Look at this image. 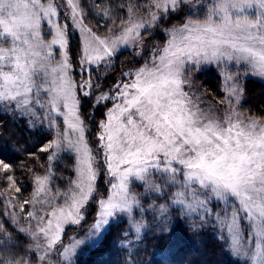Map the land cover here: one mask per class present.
<instances>
[{
    "label": "snow or ice",
    "instance_id": "snow-or-ice-1",
    "mask_svg": "<svg viewBox=\"0 0 264 264\" xmlns=\"http://www.w3.org/2000/svg\"><path fill=\"white\" fill-rule=\"evenodd\" d=\"M150 29L166 40L146 52ZM70 30L80 35L75 56ZM130 46L143 62L105 91L100 73L109 78ZM211 65L222 66L219 99L196 84ZM248 75L264 78V0H0V113L54 133L38 149L49 165L31 172L27 198L0 159V264H73L78 250H104L123 218L124 264H138L131 245L146 235L149 212L161 232L175 216L235 264H264V112L243 108ZM62 151L75 176L63 192L51 188ZM90 204L88 231L65 245L64 226L85 221Z\"/></svg>",
    "mask_w": 264,
    "mask_h": 264
},
{
    "label": "trees",
    "instance_id": "trees-1",
    "mask_svg": "<svg viewBox=\"0 0 264 264\" xmlns=\"http://www.w3.org/2000/svg\"><path fill=\"white\" fill-rule=\"evenodd\" d=\"M103 2V0H101ZM142 3L143 0H138ZM184 11H187L185 9ZM184 11L175 14L170 20V24H179L184 17ZM100 17L91 19L93 25ZM105 21L100 20L101 34L103 33ZM153 35L148 31L145 33L146 43L149 52L153 45H163L166 36L162 34V29H154ZM152 37H155L152 39ZM80 40L78 36L71 35V47L73 56L78 49ZM150 44V45H149ZM138 61L143 62L142 57L136 55V51H120L114 62V69L109 70L108 77L100 73L101 84L107 90L114 82L120 78L123 71H128L138 67ZM75 68V67H74ZM222 66L218 69L206 66L198 74L196 83L206 89L209 93L208 98L219 99L223 95ZM77 76V71L75 73ZM95 79V76H94ZM245 88L244 109H251L253 112H264V82L257 79L246 77L242 80ZM90 109V103L84 104V110ZM100 109L99 112H102ZM99 112L97 119L100 118ZM54 134L46 128H30L26 123V118L13 117L10 113H0V159L5 160L15 170V176L22 186L21 199L27 198L33 189V177L31 172L36 175H44L48 168L49 161L47 153H40L39 147L53 138ZM74 157L72 155H62L52 164L53 179L51 188H59L61 192L66 189L69 179L74 178L73 173ZM31 170V171H29ZM6 187L4 181H0V189ZM5 211L4 201L0 199V213ZM149 228L143 236L141 243L131 245L133 253L132 259L138 264H235L236 258L232 257L227 251L222 250L220 244L208 233L203 232L195 235L190 231L189 225L183 220H177L175 216L170 221L171 232H161L156 228V223L152 221V213H146ZM124 221V220H123ZM121 221V227L113 228L107 238L106 248L102 251H85L79 253L74 258L73 264H124L128 258L125 251L121 249L120 242L124 239L122 233L129 226ZM22 224L27 221L22 220ZM133 241L135 237L130 234Z\"/></svg>",
    "mask_w": 264,
    "mask_h": 264
},
{
    "label": "rangeland",
    "instance_id": "rangeland-1",
    "mask_svg": "<svg viewBox=\"0 0 264 264\" xmlns=\"http://www.w3.org/2000/svg\"><path fill=\"white\" fill-rule=\"evenodd\" d=\"M153 30L154 29H150L149 31L151 32V36L153 35ZM70 35H72V36H74V35H76V36H78V38H79V40H80V35H79V33L78 32H73V31H71L70 30ZM45 37L46 38H48V39H50V36H48L47 35V30H45ZM150 45V44H149ZM148 45L147 44H145V51H147L148 50V47H147ZM123 50H128V51H138L136 48H134V47H122L121 48V50L120 51H123ZM150 52V51H149ZM213 67H215L216 69H218V68H220V67H217L216 65H213ZM228 68H229V70H231V71H233V72H237V71H239V72H243V68L241 67V68H236L234 65H229L228 66ZM76 71H77V76H75V73H76ZM222 75V74H221ZM73 76L76 78V79H80V78H82L81 77V74H80V69L78 68V67H75L74 68V71H73ZM246 77H250V78H254V79H257V80H259V81H261V82H264V78H260V77H256V76H251V75H248V76H242V79H241V82H242V80L244 79V78H246ZM222 82H223V85H224V78H223V75H222ZM197 84V83H196ZM197 86L198 87H201V86H199L198 84H197ZM202 88V87H201ZM106 91V90H105ZM209 99V98H208ZM36 127H40V125L39 124H37V126ZM44 128H46V127H44ZM47 129V128H46ZM54 134V133H53ZM62 155H72L73 156V154L72 153H70V152H67V151H62L61 153H60V156H59V158L62 156ZM74 157V156H73ZM52 170V169H51ZM74 178H75V176H74ZM73 178V179H74ZM107 187V184L104 182V178L102 177L101 179H100V181H99V190L101 191V192H103L104 191V189ZM134 190H136V191H141L142 189H134ZM96 205L95 204H90L89 205V207H88V209H87V216H86V220L85 221H82L81 222V224L80 225H74V224H71V223H69V224H66L65 226H64V232L62 233V238H63V243L65 244V245H68L69 243H71L72 242V240H73V238L74 237H76V238H82L83 236H84V234H85V232H87L88 231V229H89V227H90V225H91V223H92V221H93V219H94V215H95V209H96ZM126 218H123L121 221H123V220H125ZM26 221V220H25ZM83 251H85V250H78V252H77V255H76V257H78L79 256V253H81V252H83ZM76 257H74V258H76Z\"/></svg>",
    "mask_w": 264,
    "mask_h": 264
}]
</instances>
